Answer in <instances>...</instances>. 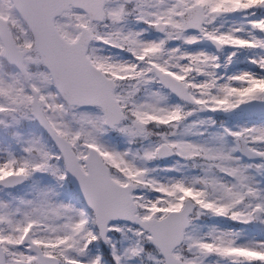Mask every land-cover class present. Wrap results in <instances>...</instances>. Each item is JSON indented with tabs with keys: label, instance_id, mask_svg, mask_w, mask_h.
<instances>
[{
	"label": "snow or ice",
	"instance_id": "6c2138e0",
	"mask_svg": "<svg viewBox=\"0 0 264 264\" xmlns=\"http://www.w3.org/2000/svg\"><path fill=\"white\" fill-rule=\"evenodd\" d=\"M0 264H264V0H0Z\"/></svg>",
	"mask_w": 264,
	"mask_h": 264
}]
</instances>
